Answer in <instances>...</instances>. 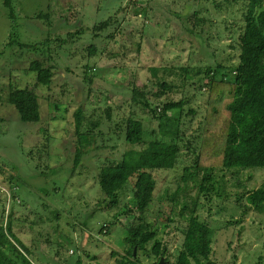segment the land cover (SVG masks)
<instances>
[{
    "label": "rangeland",
    "instance_id": "obj_1",
    "mask_svg": "<svg viewBox=\"0 0 264 264\" xmlns=\"http://www.w3.org/2000/svg\"><path fill=\"white\" fill-rule=\"evenodd\" d=\"M5 1L0 0V219L12 220L16 236L42 259L38 264H118L130 248L127 229L139 223L156 231L166 248L164 261L173 263L186 228L180 205L196 196V189L182 190L181 178L203 127L206 98L197 81L207 66L237 64L246 1L9 0L12 16ZM17 43L36 45L37 51ZM34 60L53 75L48 87L38 88L37 124L23 123L8 102L12 89L33 85ZM149 68L189 72L183 89L156 98V89L143 87ZM133 90L145 94L150 109L140 104L142 98L132 100ZM170 100L184 103L180 150L173 169L152 172L156 189L147 212L124 213L125 206L132 208L133 181L116 207L101 208L105 198L97 174L128 149L125 120L142 123L145 143H171L159 136L153 116ZM176 115L178 110L170 113ZM215 176L218 195L200 196L197 212L214 232L210 260L264 264V212L245 203L264 183V169ZM174 195L178 205L170 201ZM152 245L135 250L139 264L158 262Z\"/></svg>",
    "mask_w": 264,
    "mask_h": 264
},
{
    "label": "trees",
    "instance_id": "obj_2",
    "mask_svg": "<svg viewBox=\"0 0 264 264\" xmlns=\"http://www.w3.org/2000/svg\"><path fill=\"white\" fill-rule=\"evenodd\" d=\"M245 1L243 26L237 37V64L230 67L220 63L207 66L197 81L206 98L203 127L197 148L193 149V163L184 168L181 178L182 190L196 189V196L185 199L180 205L178 217L186 223L183 241L174 262L164 261L166 264H215L210 260L214 232L199 219V197L204 194L208 198L216 191V172L264 169V0ZM4 5L10 8L12 16L9 0ZM17 44L22 49L37 51L36 45ZM29 71L34 74L33 85L12 89L8 102L23 123L37 124L41 120L38 88L48 87L53 75L38 60L30 64ZM146 72L147 80L143 87L151 91L156 89L153 95L158 98L166 91L183 89L189 71L185 68L176 71L149 68ZM169 75L174 77L170 82L167 81ZM137 97L142 98L143 103L140 104L145 109H150L145 94L133 90L132 100L137 101ZM183 104L182 100H170L162 104L158 114L156 110L153 114L159 122V136L171 143L157 140L145 143L142 123L131 117L125 120L124 139L128 149L120 161L101 167L97 174L98 186L105 198L101 208L116 207L120 192L133 181L132 208L125 206L124 213L132 217L134 213L143 215L147 212L156 189L152 172L168 171L175 166L180 150L179 118ZM176 110L178 115L171 117L170 113ZM75 126L77 129L80 126L78 115ZM78 162L79 154H76L75 166ZM170 201L178 205L175 195ZM245 203L256 212H264V183L245 196ZM13 226L10 218L0 219V264L40 263L42 259L35 258L34 252L16 236ZM155 238L156 231L149 224L139 223L128 228L125 241L130 248L118 264H139L133 255L134 249L142 250L151 241V251L158 258V264L161 258L164 259L166 248Z\"/></svg>",
    "mask_w": 264,
    "mask_h": 264
},
{
    "label": "water",
    "instance_id": "obj_3",
    "mask_svg": "<svg viewBox=\"0 0 264 264\" xmlns=\"http://www.w3.org/2000/svg\"><path fill=\"white\" fill-rule=\"evenodd\" d=\"M133 255L135 256V249H134ZM163 263H164V259L161 258L158 264H163Z\"/></svg>",
    "mask_w": 264,
    "mask_h": 264
}]
</instances>
